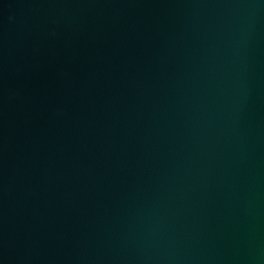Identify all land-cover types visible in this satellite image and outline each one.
<instances>
[{
	"label": "water",
	"instance_id": "water-1",
	"mask_svg": "<svg viewBox=\"0 0 264 264\" xmlns=\"http://www.w3.org/2000/svg\"><path fill=\"white\" fill-rule=\"evenodd\" d=\"M0 264H264V0H0Z\"/></svg>",
	"mask_w": 264,
	"mask_h": 264
}]
</instances>
